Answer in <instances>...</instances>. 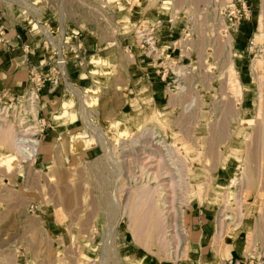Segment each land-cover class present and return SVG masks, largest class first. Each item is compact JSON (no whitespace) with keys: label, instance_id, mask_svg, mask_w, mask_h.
Instances as JSON below:
<instances>
[{"label":"rangeland","instance_id":"374dc122","mask_svg":"<svg viewBox=\"0 0 264 264\" xmlns=\"http://www.w3.org/2000/svg\"><path fill=\"white\" fill-rule=\"evenodd\" d=\"M225 1L160 0L148 8L149 0H0L6 26L15 20L37 36L36 21L41 22L55 34L56 47L60 32L71 34V43L81 40L80 50L64 49V56L87 72L86 81L60 86L51 102L37 91L38 120H44L39 121L45 134H55L53 144L44 142L38 155L24 158L0 138V264H178L189 259L176 248L182 237L191 250L175 214L162 230L170 234L171 254L157 255L146 247L141 217L123 207L139 204V190L157 182L145 164L149 146L163 156L162 169L188 177L182 186L187 188L189 180L206 184L201 196L188 189L184 210L186 218L199 210L215 216L221 235L213 250L245 217L257 220V235L264 238V0H249V32L229 38L217 26V10ZM144 20L161 33L162 57L146 53L136 36ZM259 22L261 40L254 43ZM149 66L150 80L143 73ZM162 68L165 78L164 70L158 73ZM28 85L19 92L3 89L0 100L15 105ZM144 85L146 96L138 95ZM142 97L153 101L144 106ZM153 112L159 119L152 120ZM22 115L17 105L0 110V130L6 129L1 137L12 131L14 139H36L35 131L21 126ZM123 119L127 128L117 131ZM175 141L178 152L169 146ZM28 146L24 149L30 151ZM237 177V185L231 184ZM178 192L177 203L183 194ZM229 196L236 203L226 202ZM253 241L250 234L249 244ZM217 260L212 264L225 263ZM251 261L259 264L264 256L248 255L244 264Z\"/></svg>","mask_w":264,"mask_h":264},{"label":"bare ground","instance_id":"6f19581e","mask_svg":"<svg viewBox=\"0 0 264 264\" xmlns=\"http://www.w3.org/2000/svg\"><path fill=\"white\" fill-rule=\"evenodd\" d=\"M133 1V0H132ZM160 0H149L148 2V8H151V7H156L157 3L159 2ZM231 0H226V2H229ZM29 3V2H28ZM31 5V4H30ZM134 5V4H132ZM131 7V6H130ZM175 16V15H174ZM173 17V16H172ZM214 20V19H213ZM132 21L129 19V22ZM132 23V22H131ZM260 23V22H259ZM262 23V22H261ZM260 23V24H261ZM133 24V23H132ZM159 25L161 24L160 21L158 23ZM136 26V25H135ZM147 27V28H146ZM258 30L257 32L262 29V24L260 26L257 27ZM44 30H47L46 28H43ZM137 33H136V36L142 40V43L143 44H146L147 47H145L144 51L148 54H154L155 53H158V56L159 57H162V52L159 50V42H160V37L161 36V33L159 31H157V33H155V30H156V27L152 26L150 24V22L148 20H144L142 22H140L139 26L137 27ZM261 31V30H260ZM40 32V31H39ZM51 33V32H50ZM146 33V34H144ZM52 34V33H51ZM259 34L260 32H258L257 34L255 33V40H254V43L255 41H259L261 40V38L259 39ZM157 35L159 38H157ZM70 37V40L72 38V35H69ZM136 37V38H137ZM137 39V40H139ZM230 40V44H229V49L231 51L232 54L233 53V44H232V38L229 39ZM29 42L34 45H38L39 43V39L38 37L34 40V41H31V39L29 40ZM229 43V41H227ZM261 42V41H260ZM141 43V44H142ZM221 45V44H220ZM225 45V44H224ZM144 46V45H143ZM254 46V45H253ZM253 48V47H251ZM252 50V49H251ZM147 55V54H146ZM167 58L166 57L164 59L165 61V64L167 63ZM168 63H170V58H169V61ZM173 64V63H172ZM169 65V64H168ZM170 66V65H169ZM75 67H77L75 65ZM173 67V66H172ZM172 70V69H171ZM178 71V69H177ZM175 70L172 71L173 74H176ZM96 82V81H95ZM28 85V83H26ZM149 85V84H148ZM148 85H144L142 86L140 89L137 90V94L138 95H144L145 92H146V89L148 88ZM67 86L69 87V84L67 82ZM179 86V85H178ZM24 90V89H23ZM69 96V95H68ZM146 96V94H145ZM143 102H142V105H146L147 103H150L151 101H153L152 98H149V99H145L144 97H142ZM16 103L15 105H13V103H11L12 105H10L9 103L6 104V103H3L1 100H0V110L3 111L6 109H12V107H15L16 105L18 106L19 110H22V118L23 120L22 121V124L21 126L23 128H26V127H29L27 130L25 131H35L34 132V135H39V133L41 132L42 130V123L38 120V114H39V109H41V104H40V99H39V96H38V93H37V90L35 87L33 86H30L28 85L24 94L22 96H18V98L15 100ZM155 105V104H154ZM153 105L152 109L155 108ZM143 106V107H144ZM151 109V110H152ZM151 113V111H150ZM18 114V113H17ZM133 114V113H132ZM143 114V113H142ZM141 114V115H142ZM19 115V114H18ZM138 115V114H137ZM151 115V114H149ZM143 116V115H142ZM54 117V116H53ZM124 117V116H123ZM152 120H154V117L158 118L157 117V113L156 112H153L152 115ZM127 118V117H125ZM150 118V116H149ZM144 119V118H143ZM151 119V118H150ZM156 119V120H158ZM127 121V120H126ZM123 120L121 121H118L117 122V131L120 129V130H124L126 127V124L124 122H126ZM130 121V120H129ZM128 121V122H129ZM148 121H150L148 119ZM3 122V121H2ZM44 123V122H43ZM5 125V123H4ZM13 130V129H12ZM21 130V128H20ZM6 131V129H2L0 130V132L2 133ZM8 131V130H7ZM9 131H10V128H9ZM8 131V132H9ZM12 131H10L9 135L7 133H4L5 135L3 137H1L0 135V138H2L3 140V143L6 147H10V149L13 151H17L18 153H20L24 158H29L30 156H34V155H38V152L40 151V146H39V140L36 138V139H32V140H27L24 138V139H14V133L11 134ZM153 132V131H152ZM163 133V132H162ZM150 134V133H149ZM12 135V137H11ZM164 136V135H163ZM136 138V137H135ZM164 138V137H163ZM166 138V137H165ZM138 140V139H137ZM129 141H133V140H129ZM176 142V141H175ZM174 142V143H175ZM178 142V141H177ZM176 142V144L174 145H169V146H172V148L174 149V151H177V148L180 149L179 144ZM21 143H23V145H29L31 144L30 148L32 152H30L28 149H24L25 147L21 148L19 147L18 145H20ZM25 143V144H24ZM135 143V141L133 142ZM133 143L131 142L132 146H133ZM125 144V143H124ZM136 144V143H135ZM178 144V146H177ZM22 145V144H21ZM176 145V146H175ZM28 146V148H29ZM117 147V146H116ZM176 147V148H175ZM172 148H171V151H172ZM8 149V148H7ZM146 152H147V160L148 162L145 163V164H148V169L147 170H150V171H154V175H156V180L157 182L154 183V185H152L151 187L146 186V188H142L139 190L140 192V197L137 199L139 201V204H136V205H132L131 204H124V209L127 211L128 209L130 210L131 208L134 209V214H138L137 217H141V226H140V229L141 231L143 232H140L139 234L142 236V234L145 236V240H147V244H146V247L148 250H150V252L154 253V254H163L166 252V250H168L165 254L167 256H169L171 254V249H170V241L168 239V235L167 236V233L162 235V230L164 229L165 226L168 227V224L170 223V219H171V216L175 214V217H178L180 223H181V232L184 233L183 236H185L188 240V229L186 228V211L184 210L185 206H188V189H192V188H195V190H197L196 193L200 194L202 189L204 188V186L206 185L205 183H191L189 180V182L187 183V188H185L184 186H182L181 184V180L182 178H188V177H181V173L180 171L178 170V176H174L173 173L171 172H168L166 169H162L163 166L165 164H163V156L162 155H156V152H157V148L154 149L152 146H149L148 148H146ZM178 149V150H179ZM236 150V149H234ZM239 150V149H238ZM238 150H236L238 152ZM232 151V150H231ZM178 152V151H177ZM234 152V151H233ZM232 152V153H233ZM236 152V153H237ZM17 154V153H16ZM179 154V153H178ZM14 156V155H13ZM173 156V155H172ZM35 157V156H34ZM182 160H184L182 158ZM13 162V161H12ZM15 162V161H14ZM159 165L158 169H156V167L154 166V164ZM162 163V164H160ZM174 164V163H173ZM180 165V164H179ZM162 166V167H161ZM144 167L143 166V170H144ZM177 168V165L174 164V171H176ZM180 168V167H179ZM178 168V169H179ZM161 169V170H160ZM189 170V169H188ZM189 172V171H188ZM177 173V172H175ZM147 174V173H146ZM144 176V175H143ZM153 180V179H152ZM155 180V179H154ZM151 181V180H150ZM239 181V177H237L235 180L232 181L231 184L233 185H237V182ZM134 182H137V181H134ZM155 182V181H154ZM185 184V183H184ZM232 186V185H231ZM185 188V189H183ZM134 190V189H133ZM179 191V192H178ZM182 191V196H178L179 199V204L176 202L178 201V199L175 197L177 194V192L180 194V192ZM185 191V192H184ZM138 192V193H139ZM202 194V193H201ZM201 194L199 196H201ZM212 195V194H211ZM210 195V196H211ZM134 196V194H133ZM205 196V195H204ZM177 199V200H176ZM126 200V199H125ZM136 201V200H135ZM226 202H229L230 203H236L234 202V197L232 196H229V198L227 199ZM228 204V203H227ZM240 205V203H239ZM238 205V206H239ZM139 208L138 211H136L137 209ZM187 208V207H186ZM127 213V212H126ZM131 213V211H130ZM128 217H130L129 213L127 214ZM232 215V214H231ZM132 216H133V213H132ZM173 217V216H172ZM226 217H229L226 219L229 220L231 219L230 215L227 214ZM131 220V223H132V219ZM224 221V220H223ZM130 223V224H131ZM128 223V226L130 225ZM220 225V224H219ZM221 227V226H220ZM219 227V228H220ZM221 230V229H220ZM138 231V230H137ZM219 231V230H218ZM169 232V231H168ZM138 233V232H137ZM142 233V234H141ZM160 233V235L158 234ZM179 233V231L177 232ZM220 234V232L218 233ZM175 235V234H174ZM221 235V234H220ZM219 235V236H220ZM173 235H171L172 237ZM140 237V238H141ZM175 238V236H174ZM180 238V237H178ZM182 238V237H181ZM180 238L179 240V244L177 245V249L179 250V253H182L181 255L182 256H186L187 254H189V251H188V245L186 246L185 244L187 243L185 241V243L182 242V239ZM215 238H220L218 236H216ZM143 240V239H142ZM177 240V239H176ZM185 240V239H183ZM218 241V240H217ZM220 241V240H219ZM155 248V252H154V249ZM219 249V248H218ZM218 249H214V250H218ZM213 250V251H214ZM177 251V250H176ZM216 252V251H214ZM174 253V252H173ZM219 254V250L218 252H216V254ZM157 254V255H158ZM176 254V252H175ZM217 254V255H218ZM181 256V257H182ZM176 258V257H175ZM186 258V257H185ZM250 263V262H249ZM199 264H202L201 262H199ZM204 264V263H203ZM224 264H234L233 261H227L225 262ZM259 264H264V261H260Z\"/></svg>","mask_w":264,"mask_h":264},{"label":"crops","instance_id":"0c3cea01","mask_svg":"<svg viewBox=\"0 0 264 264\" xmlns=\"http://www.w3.org/2000/svg\"><path fill=\"white\" fill-rule=\"evenodd\" d=\"M7 29L9 34L12 36L13 31L16 28L12 21L7 23ZM26 37L23 38L22 42H14L15 45L20 47L21 44L26 43ZM36 44V43H34ZM35 48V45H31ZM34 63L38 66L42 59L39 52L37 51L33 57ZM151 69L145 67L143 70ZM30 68L25 62V56L22 54L21 50H12L4 47L0 43V91L6 89L12 92H19L23 89L28 80ZM83 73V74H82ZM148 76V80L151 79V72H143ZM69 74L71 79L77 83L86 81L82 79L87 72L79 70L73 64L69 66ZM58 93V92H57ZM44 101L51 102L54 98L58 97L56 94H49L48 90L45 89L42 93ZM54 105V104H53ZM50 114L49 108L44 109ZM59 133V132H58ZM55 134H45L44 139L45 144H53L55 140ZM46 145L44 149H46ZM79 156V155H78ZM77 156V157H78ZM80 159H83L82 155ZM188 227V240L191 244V250L189 251V259H185L178 264H194V261L201 262L202 264H212L217 263L219 258L222 262L233 261L237 263H244L248 260V255H252L256 258L264 256V238L258 237L257 231L258 225L257 220L253 217H245L242 221L240 227H235L229 232H225L221 237L222 245L219 249V256L215 259V254L213 248L215 246V237L217 232V222L213 215L206 214L204 210H199V213H194L187 218ZM252 234L254 239L252 245L248 242V236Z\"/></svg>","mask_w":264,"mask_h":264},{"label":"built area","instance_id":"2783aa9c","mask_svg":"<svg viewBox=\"0 0 264 264\" xmlns=\"http://www.w3.org/2000/svg\"><path fill=\"white\" fill-rule=\"evenodd\" d=\"M217 12V26L219 33L224 38L233 37L234 35L238 36L240 32H244V35L249 32V23L252 22L253 17L252 7L249 0H231L229 2L225 1L223 4H221ZM24 15L25 13L23 16ZM6 16L7 14L0 12V43L2 46L9 49L15 50L16 48L21 50L22 54L25 56V62L30 68L27 83L35 87L41 97H43L42 93L45 89L48 90L49 94H55L59 91L58 89L60 86L66 87L67 82L72 81L69 74V65L71 62L76 63L77 60H67L64 56V49L70 50L73 47L74 49L80 50L83 47L82 41L77 38L75 43H71L69 42V35L71 34L68 32H60L62 42L59 47H56L54 44L56 39L54 38L55 34H51L48 30H44L43 28H45V26H43L41 22L36 21L37 28L40 31L37 34L39 43L35 48H33L31 47L29 40L31 39V41H34L37 36H32L28 27L21 25L20 22H15V20H12V22L16 30L13 31L11 36L5 24ZM28 36L31 38L26 41V43L21 44L20 47H18V45L13 46L15 45L14 42H22L23 38ZM251 44L253 45V42ZM37 51L42 55V62L38 66L33 60V57ZM159 70L160 71H158V73H161V71L164 70L162 74L163 78L168 75H166V69L162 68ZM29 81L31 82L29 83ZM39 120L44 122V120ZM45 131L46 127L44 125L39 135L36 136V138L39 140L40 147L44 143ZM234 264L240 263L234 262ZM249 264L256 263L251 261Z\"/></svg>","mask_w":264,"mask_h":264}]
</instances>
